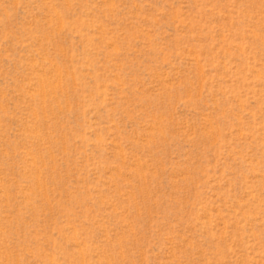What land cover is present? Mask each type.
Returning a JSON list of instances; mask_svg holds the SVG:
<instances>
[{"label": "rangeland", "instance_id": "rangeland-1", "mask_svg": "<svg viewBox=\"0 0 264 264\" xmlns=\"http://www.w3.org/2000/svg\"><path fill=\"white\" fill-rule=\"evenodd\" d=\"M0 264H264V0H0Z\"/></svg>", "mask_w": 264, "mask_h": 264}]
</instances>
